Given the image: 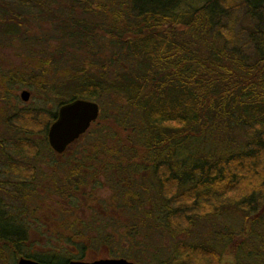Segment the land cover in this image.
<instances>
[{
    "label": "trees",
    "instance_id": "16d2710c",
    "mask_svg": "<svg viewBox=\"0 0 264 264\" xmlns=\"http://www.w3.org/2000/svg\"><path fill=\"white\" fill-rule=\"evenodd\" d=\"M76 98L100 111L57 159ZM94 249L264 264V0H0V264Z\"/></svg>",
    "mask_w": 264,
    "mask_h": 264
},
{
    "label": "water",
    "instance_id": "95a60500",
    "mask_svg": "<svg viewBox=\"0 0 264 264\" xmlns=\"http://www.w3.org/2000/svg\"><path fill=\"white\" fill-rule=\"evenodd\" d=\"M29 91L22 89V100L29 98ZM99 114V105L96 101L76 98L63 103L57 110V116L47 131V140L50 147L56 152H62L72 141L86 132L89 125ZM16 264H46L33 259L19 257ZM65 264H145L123 257H100L91 260H69Z\"/></svg>",
    "mask_w": 264,
    "mask_h": 264
},
{
    "label": "rangeland",
    "instance_id": "374dc122",
    "mask_svg": "<svg viewBox=\"0 0 264 264\" xmlns=\"http://www.w3.org/2000/svg\"><path fill=\"white\" fill-rule=\"evenodd\" d=\"M30 47L32 48V49H34V47H33V45H30ZM22 89H26V90H28L29 91V98H28V101H27V103L28 104H32V103H35L37 100H38V98H39V94H36L32 89H30V88H28V87H26V86H22V87H20V88H18L17 90H16V93H17V95H18V97H19V93H20V91L22 90ZM25 104V103H24ZM107 191H104V193L103 192H101L102 194H105ZM83 213V212H82ZM84 216H86L87 215V212H84V214H83ZM32 236H33V239H39V236L37 235V234H35V233H32ZM155 238H157L156 239V242H158L160 239H159V237H155ZM155 242V243H156ZM162 242H163V244L165 243L166 245H169L170 244V240L167 238H164V239H162ZM116 249V252H117V254H119L120 253V250H119V248H115ZM68 252H71V253H77V249L76 248H73V247H70L69 249H68ZM88 258H86V260H90L91 258H100V257H107V256H110V257H114L113 255L111 256V255H109V251H108V249H104L103 251H101L100 252V250H95L94 249V251H89L88 252ZM144 257L145 258H147L150 262L151 261H154L155 262V259H154V257L152 256V254L149 252L148 254L146 253V254H144Z\"/></svg>",
    "mask_w": 264,
    "mask_h": 264
},
{
    "label": "flooded vegetation",
    "instance_id": "af4514ba",
    "mask_svg": "<svg viewBox=\"0 0 264 264\" xmlns=\"http://www.w3.org/2000/svg\"><path fill=\"white\" fill-rule=\"evenodd\" d=\"M22 91V90H21ZM20 91V92H21ZM19 97H20V93H19ZM21 98V97H20ZM27 101H28V99L27 100H21V103H25V104H28L27 103ZM99 111H100V109H99ZM57 116V115H56ZM97 119V118H96ZM95 119V120H96ZM94 120V121H95ZM54 121V120H53ZM52 121V122H53ZM52 122H50L49 124H48V128H47V131H48V129H49V126H50V124L52 123ZM93 123V121L91 122V124ZM91 124L89 125V127L91 126ZM89 127H88V129H89ZM87 129V130H88ZM86 130V131H87ZM84 134V133H83ZM82 134V135H83ZM82 135L81 136H79L77 139H75L74 141H72L62 152H56L55 150H53L54 151V153H53V157H55V158H57V159H61L64 155L65 156H70V155H72V154H74V148L73 147H71V145L72 144H75L76 142H77V140L78 139H80L81 137H82ZM43 157H44V160L45 161H49V160H51L52 158L50 157V155H48V154H43ZM39 166L43 169V170H49L50 168H51V166L49 165L48 166V164H45V163H43V164H39ZM91 259H93V258H91Z\"/></svg>",
    "mask_w": 264,
    "mask_h": 264
}]
</instances>
